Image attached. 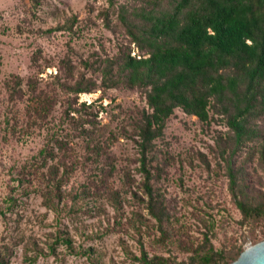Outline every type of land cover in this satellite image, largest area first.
I'll use <instances>...</instances> for the list:
<instances>
[{
	"label": "rangeland",
	"instance_id": "374dc122",
	"mask_svg": "<svg viewBox=\"0 0 264 264\" xmlns=\"http://www.w3.org/2000/svg\"><path fill=\"white\" fill-rule=\"evenodd\" d=\"M109 1L43 0L35 9L29 0H0V246H8L6 264H137L134 256L141 250L168 254L154 241L159 232L143 201V173L133 125L145 102L136 90L99 87L79 94L77 99L97 112L104 136L110 132L116 136L109 149L114 170L108 189L117 191L119 204L107 191L99 189L100 194L83 196L75 205L70 192H81L83 185L97 179L98 170L94 164L83 165V142L66 122L69 118L61 117L66 106L59 103L48 116V127L63 138L66 150L55 145L58 157L46 161L37 179L33 176L37 166H42L39 149L48 131L46 127L27 125V79L37 77V86L48 90L55 86V74H62L63 59L69 58L75 72H79L84 71L81 60L112 55L125 41L123 33H114L104 24L100 11L109 8L111 13ZM66 17H75L71 29L42 32L63 24ZM110 18L114 21L112 14ZM132 54H138L136 47ZM12 75L23 80L22 98L10 96L7 85ZM92 77L96 78V74L92 73ZM69 116L77 117L78 113L70 109ZM210 116V121L204 123L175 109L163 136L155 140L157 160L151 162L150 168L161 166L154 184L175 206L178 224L189 236L201 237L213 222L212 241L216 248L241 245L243 250L258 241L248 225L241 222L216 163L215 137L217 132L225 133L227 127L213 112ZM198 152L204 154L210 168L200 160ZM166 154L171 155L170 161L163 164ZM61 160L75 162L76 167L62 183V200L57 206H48L41 191H46L49 165ZM61 171L59 167V174ZM34 186L39 191H31ZM259 229L256 227L255 234L259 235ZM65 235L81 253L67 247L62 241ZM85 248L92 249L91 257L82 253ZM171 252L182 256L173 249ZM26 256H34V260Z\"/></svg>",
	"mask_w": 264,
	"mask_h": 264
},
{
	"label": "trees",
	"instance_id": "16d2710c",
	"mask_svg": "<svg viewBox=\"0 0 264 264\" xmlns=\"http://www.w3.org/2000/svg\"><path fill=\"white\" fill-rule=\"evenodd\" d=\"M29 1L35 9L43 2ZM109 3L111 13L109 8L100 11L104 24L114 33H123L125 41L117 45L112 55L81 60L84 71L79 72H75L69 58L63 59L62 74H55V86L48 90L37 86V77L27 79V125L46 127L48 131L39 149L42 166H37L33 176L37 179L46 161L58 157L55 145L66 150L63 138L48 127V116L59 103L66 106L61 117L69 118L66 122L83 142V165L91 163L98 170L97 179L83 185L81 192H70L75 205L83 196L100 194L99 189L107 191L119 204L117 191L108 189L114 170L109 149L116 136L113 132L104 136L97 112L77 99L79 94L99 87L136 90L145 102L133 125L143 173V201L159 232L154 241L168 254L141 250L134 260L137 264H229L239 256L242 246L216 248L212 241L213 222L201 232V237L189 236L184 226L178 224L175 206L154 184L161 166H152L154 171L150 167L157 160L155 140L163 136L175 109L204 123L210 121L213 112L227 127L225 133L217 132L215 139L216 163L226 181L230 200L254 238L264 239V0H110ZM74 20L75 17H66L63 24L42 32L71 29ZM133 47L138 54H132ZM11 79L7 85L10 96L22 98V78L12 75ZM59 94L63 97L59 98ZM70 109L78 116H69ZM63 155L68 158L65 152ZM198 155L210 168L204 154ZM170 156L166 154L163 164L169 163ZM59 167H62L60 174ZM75 167V162L68 164L65 160L49 165L46 191H41L46 205L57 206L62 200V183ZM31 189L39 191L37 186ZM258 226L259 235L255 234ZM62 241L73 253L79 252L68 235ZM172 249L182 256L171 252ZM91 250L85 248L82 253L91 257ZM8 255V246L1 245L0 264L7 263ZM26 258L34 260V256Z\"/></svg>",
	"mask_w": 264,
	"mask_h": 264
},
{
	"label": "water",
	"instance_id": "95a60500",
	"mask_svg": "<svg viewBox=\"0 0 264 264\" xmlns=\"http://www.w3.org/2000/svg\"><path fill=\"white\" fill-rule=\"evenodd\" d=\"M229 264H264V239L244 247L239 256Z\"/></svg>",
	"mask_w": 264,
	"mask_h": 264
}]
</instances>
